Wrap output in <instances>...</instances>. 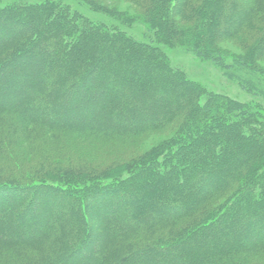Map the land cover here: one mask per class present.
Masks as SVG:
<instances>
[{"label":"trees","instance_id":"trees-1","mask_svg":"<svg viewBox=\"0 0 264 264\" xmlns=\"http://www.w3.org/2000/svg\"><path fill=\"white\" fill-rule=\"evenodd\" d=\"M127 1L151 40L61 0L0 8V264H263L264 108L221 94L199 101L202 88L171 66L164 47L185 44L220 64L227 52L211 40L233 37L264 57V0ZM242 25L257 33L240 43ZM241 86L259 89L245 78ZM154 130L173 132L175 145L95 162L104 145L76 141ZM227 194L248 204L208 211ZM85 207L102 226L95 245Z\"/></svg>","mask_w":264,"mask_h":264},{"label":"rangeland","instance_id":"rangeland-1","mask_svg":"<svg viewBox=\"0 0 264 264\" xmlns=\"http://www.w3.org/2000/svg\"><path fill=\"white\" fill-rule=\"evenodd\" d=\"M43 1L44 0H0V8L12 4L20 6L23 4H35L38 2L43 3ZM61 1L62 3L67 4L70 10L73 11L77 10L79 14H81L87 19L92 20L93 22L103 23L107 25L109 28L115 26L116 28H118V30L121 31V33L123 32L127 36L134 37L136 39H140L146 42L148 40H151L152 32L149 31L147 28L148 26L147 21L143 19V16H140L141 15L140 9L136 8L132 3L128 2L127 0H91L95 2L97 1L98 3H100L101 6L105 7L109 11L112 12L115 11L116 13H118L115 14L117 16L108 14L107 13L108 11L107 12L98 11V9H96L93 5H91V2H89L90 0H61ZM6 12H9L16 18L18 17L24 19L23 16H20L19 14L17 15V12L15 10L8 9V11ZM258 24H260V22H258ZM249 26L250 25H242L239 28V32H237V34L235 35L234 38L238 39L240 43H241V37H243L242 35H244L243 34L244 32L247 33L248 36L254 34L253 33L254 31L257 33V29L255 27L249 28ZM155 31L158 32L159 29H156ZM256 36L259 35L256 34ZM256 36L254 40H256ZM26 41L27 40L23 39L22 40L23 44ZM211 41L213 42V44L218 45L220 48H224V50H226L227 52L228 57L225 58V60L220 64H215L213 62L203 61L201 59H198L193 53V51L189 48V46H185V44L182 45L177 44L175 46H169L167 50L164 47V51H166L167 53L171 66H173L179 72H182L185 75V77L188 80H190L192 83L197 84L202 88L199 94V101L201 102L204 101L205 99H207V97L210 94H214V95L221 94L243 102H253V103L255 102L258 103L261 106V108H264V71H263L264 69L261 70V67L264 68V57L261 56V58H259V55L256 56L253 55L252 57L250 54L251 52L246 48H244L245 44L243 43L240 44L243 45L242 48L237 43V40L233 39V37L226 40L218 36V37H214ZM156 42L157 41H154V43ZM21 44L22 43H20L19 45ZM235 56L236 57L242 56V58H244V60L248 65H253L257 67L256 70L252 71L251 69H248L247 67L241 65L237 60H235ZM0 59H2L1 56ZM53 59L54 60L52 62L54 64L57 61L59 62V59L56 56H53ZM243 78H245L246 80L248 79L253 83H256L259 89L249 90V88H243L241 86V79ZM34 91L35 90H33L32 92L34 93ZM45 94L46 95H44L43 99L40 101H36L35 102L36 105L33 107L39 113L40 112L43 113L47 109L48 91ZM5 95L8 96L9 93H6ZM98 108L105 109L106 106L100 105V107L98 106ZM140 108L141 107L137 108L136 110L138 111L140 110ZM63 109H66V107L64 106ZM48 114H49V118L51 119L52 117L53 118L59 117V115L50 112ZM149 114L148 115L151 116V113ZM147 119L150 120L151 118L148 117ZM182 122H183V118H182ZM259 123L264 125V118L260 119ZM253 127L255 129H258L259 124L254 123ZM172 134L173 132L170 134L169 131L161 132L154 130V131H148L139 137H135L131 139L129 138V140L128 139L96 140V138L93 139L92 137L85 136L84 138L82 137L83 139H79V140L76 139V141L77 142L82 141L86 143L93 142L94 145H96V142L102 143L104 145L103 148H105V146H107V143H109L112 147L108 149L102 148L101 150H97V152H95L94 154L93 152L88 151L89 148L85 149L84 154L86 155L87 158L91 157L92 156L91 154H93V157L95 156V162H99V160H102L104 158L110 160L114 159V156L116 159L119 160L130 158L131 157L130 155L134 154L133 151L137 152L138 150H139L138 151L139 154L144 151L143 155H145L146 152L149 153L153 149H157V148L160 149L159 147H161V149L166 148V146H169L171 148L175 145ZM68 136L70 137L72 135L69 134ZM94 145L92 144L91 146ZM96 147L97 146H94V149H97ZM161 152L165 154L167 153V150H163ZM199 153L201 155H205L203 152L201 153V151H199ZM128 155L130 157H128ZM122 176L123 178H125L127 175L124 173V175ZM262 194L264 195V191H262ZM147 195L148 194L145 193V196ZM228 197L229 194L224 196L222 195V197H219L218 195V197L214 198V200L211 203L216 205L213 206L210 204L209 206L212 210L208 208V211L214 210L215 212H218L217 210L220 209L221 206L223 205L221 204L222 202L224 204H227L229 202V201L228 202L224 201L225 199L222 198H228ZM159 198L160 197H158V199ZM247 199H249V197L247 198V196L245 200L241 196L238 198L233 197L231 201L228 203V206L233 203L234 206L236 207L240 206V208L243 210L244 209L243 204L249 201ZM85 208L87 209V212L89 214L86 219L89 226L87 227V229L89 228L90 234L92 235L91 236V239H93L92 245H95L98 243V239L102 233V226L100 224V221L96 217H94L91 212H89L90 207H85ZM260 252L262 256L261 259H263L260 262L264 264V255L262 254L263 249H261Z\"/></svg>","mask_w":264,"mask_h":264}]
</instances>
